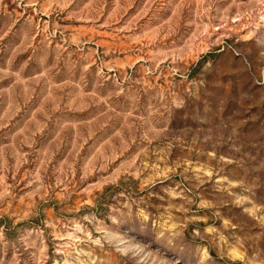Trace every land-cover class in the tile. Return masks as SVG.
Returning a JSON list of instances; mask_svg holds the SVG:
<instances>
[{
	"label": "rangeland",
	"instance_id": "rangeland-1",
	"mask_svg": "<svg viewBox=\"0 0 264 264\" xmlns=\"http://www.w3.org/2000/svg\"><path fill=\"white\" fill-rule=\"evenodd\" d=\"M0 264H264V0H0Z\"/></svg>",
	"mask_w": 264,
	"mask_h": 264
}]
</instances>
